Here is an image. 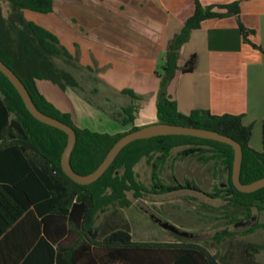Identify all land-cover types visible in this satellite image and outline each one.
<instances>
[{
	"label": "trees",
	"instance_id": "trees-1",
	"mask_svg": "<svg viewBox=\"0 0 264 264\" xmlns=\"http://www.w3.org/2000/svg\"><path fill=\"white\" fill-rule=\"evenodd\" d=\"M8 2L11 15L3 18L0 9V60L22 81L35 106L44 114L69 125L76 134L70 164L80 175L93 172L104 160L118 139L139 127L114 135L77 127L68 113H62L38 91L36 80H51L63 86L61 79L69 76L58 69L53 59H72L58 37L45 27L27 21L23 13L47 15L53 11V0H0ZM192 15L182 29L168 42L164 63L156 76L160 79L156 103L157 123L182 125L215 131L240 144L243 158L240 172L242 184L264 178V121L261 125V150L250 146L252 129L238 115H214L207 110L183 114L166 92L177 70L193 72L196 56L184 65H177L179 51L190 33L207 20L238 17L239 1L227 5L203 7L193 0ZM218 10V11H216ZM221 11V13L219 12ZM237 26L244 44L261 51L251 42L254 31ZM132 102L139 97L129 89L121 92ZM136 106L120 109L116 121L133 125ZM67 143L62 131L34 119L19 94L0 73V264H225L203 246L177 237L174 242H135L128 229L115 228L99 234L96 221L103 207L117 203L127 207L128 192L140 196L147 188L136 180L134 167L144 157H152L153 189L161 193L190 189L200 191L194 183L163 185L158 169L176 148L179 157H197L203 163L219 165L225 183L208 196L222 198L240 208L243 223L253 218L252 211L264 212V188L250 194L240 193L231 181L234 152L231 146L216 141L188 136H162L137 140L127 145L108 170L90 185H78L62 171L60 158ZM234 224V225H235ZM264 227V224H257ZM253 227L244 233L254 230ZM227 236L233 233L224 232ZM221 234L215 235L219 241ZM245 247H260L246 244ZM236 260V259H235ZM234 261V260H233ZM241 263L251 264L245 257Z\"/></svg>",
	"mask_w": 264,
	"mask_h": 264
},
{
	"label": "crops",
	"instance_id": "crops-1",
	"mask_svg": "<svg viewBox=\"0 0 264 264\" xmlns=\"http://www.w3.org/2000/svg\"><path fill=\"white\" fill-rule=\"evenodd\" d=\"M199 1L203 7L239 1L240 13L238 17L207 20L199 29L190 33L188 41L179 51L177 65L181 68L194 54L195 69L188 74L177 70L166 87L167 95L177 103L178 110L183 114H189L192 110H207L214 115L241 116L242 123L252 129L250 144L254 139L255 145H260L261 150L259 140L264 121V0ZM140 2L158 6L163 18L157 21L155 17L152 20L154 24L147 26L136 22L142 29L141 33H135V37L132 35L134 32H130L131 35L114 31L95 32L87 27L82 16L66 11V2L62 3L65 8L61 10H57L53 2V11L48 16L40 14L49 17V20L45 21L44 18L37 24L58 37L60 44L72 56L69 59L71 62H77L79 67L89 71L88 74L95 72L98 83L109 92L124 97L122 90L129 89L139 97V100L133 102L128 97L122 98L124 102L118 106V111L132 103L136 106L133 125L123 126L116 121L119 115H112L106 110L112 100L101 102L100 110L93 102L81 96L82 87L70 73H65L69 78L61 82L65 87L62 91L57 89V82L36 80L38 91L59 111L68 113L79 128L114 135L126 132L132 126L140 128L157 123L156 103L160 79L155 72L164 63L168 42L180 32L192 15L194 2ZM57 12H61V17ZM237 19L245 28L254 31L250 40L261 51L243 43ZM171 26L173 29L169 33ZM137 36L144 39V45ZM162 55L163 63L159 66L158 61ZM252 147L256 149L254 145ZM240 258L238 256L235 259Z\"/></svg>",
	"mask_w": 264,
	"mask_h": 264
},
{
	"label": "rangeland",
	"instance_id": "rangeland-1",
	"mask_svg": "<svg viewBox=\"0 0 264 264\" xmlns=\"http://www.w3.org/2000/svg\"><path fill=\"white\" fill-rule=\"evenodd\" d=\"M140 1L53 0L57 10L65 8L62 3L66 2L68 8L66 11L82 16L87 27L95 32L114 31L129 33V35H131L130 32H134L133 36L136 35L135 33H141L142 29L136 22L147 26L154 24L153 18L156 17L157 21H161L163 16L158 6ZM0 9L3 18L6 19L11 15L8 2L2 1ZM59 13L61 17V12H57V15ZM23 16L27 21L35 23H40L44 18L45 21L49 20V17L27 11L23 13ZM56 25L59 26V23ZM171 29L173 26L170 27L169 33L172 32ZM138 39L142 44L144 43V39L140 37ZM133 41L136 42V39L133 38ZM162 58L163 55L158 61L159 66L163 63ZM53 62L58 69L75 77L82 87L80 93L83 98L93 102L100 110L101 102L105 99L112 100L108 107L104 108L112 115L120 114L118 106L123 104V99H127L126 96L121 97L120 94L116 95L106 90L107 88L98 83L95 72L89 75V71H86L84 67H79L77 62H71L65 57L55 58ZM61 81L63 82L62 79ZM57 89L62 91L65 87L57 84ZM259 143L261 144L260 140ZM255 144L256 141L253 139L250 146L254 145L259 151L260 145ZM182 149L176 148L171 152L166 162L158 169V178L163 185L167 186L185 185L188 181L199 187L200 191L179 189L161 193L158 189H153L152 163L157 154L144 157L136 164L134 172L136 180L145 186L147 191H143L140 196H134L133 192H128L127 198L130 204L127 207H120L117 203L103 207L104 212L98 213L96 221L99 234L115 228L128 229L133 241L147 243L174 242L177 237H180L203 246L210 254H216L219 261L223 258L222 260L226 261L225 264H243L235 260L238 256L245 257L246 261L251 260V264H264V227L254 229L257 224H264V212L254 209L253 218L249 224L236 227L235 223L244 215L241 209L227 204V201L222 198L208 196L224 185L226 175L222 168L216 163L215 165L212 162L203 163L197 157H179L178 153ZM161 223L174 226L179 231L187 233V236L175 235L165 230ZM250 227L254 230L244 235L243 232ZM224 232L233 233V235L227 236ZM218 234H221L222 238L216 241L214 236ZM246 244L255 245L260 249L256 251L254 247H245Z\"/></svg>",
	"mask_w": 264,
	"mask_h": 264
},
{
	"label": "water",
	"instance_id": "water-1",
	"mask_svg": "<svg viewBox=\"0 0 264 264\" xmlns=\"http://www.w3.org/2000/svg\"><path fill=\"white\" fill-rule=\"evenodd\" d=\"M0 73H2L7 78V80L12 84V86L16 89L17 93L22 99V102L24 103L25 108L34 119H36L40 123L53 127L65 133V135L67 136V143L60 158V165L64 174L78 185H90L96 182L112 165L118 154L127 145H129L134 141L142 140V139H151L162 136H188L199 139L216 141L232 147L234 156L232 162L231 181L237 191L244 194H250L264 188V178L249 184L241 183L240 172H241L243 153L240 144L237 143L232 138L207 129H199V128L182 126V125H170L164 123H155V124L147 125L144 127H140L136 131L125 134L116 141V143L108 151L104 160L93 172L87 175L77 174L72 169L70 164L71 154L76 144V134L73 128H71L69 125L55 118H52L42 113L35 106L28 90L26 89L22 81L19 79V77L1 60H0ZM251 220L243 223H237L235 226L236 227L246 226L249 224ZM161 226L165 230H168L175 235L184 236V237L187 236V233L181 232L176 227L171 226L167 223H161Z\"/></svg>",
	"mask_w": 264,
	"mask_h": 264
}]
</instances>
